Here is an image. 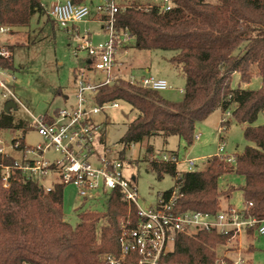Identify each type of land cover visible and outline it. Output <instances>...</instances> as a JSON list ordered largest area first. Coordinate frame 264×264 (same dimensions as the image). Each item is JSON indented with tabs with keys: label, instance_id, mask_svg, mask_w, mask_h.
<instances>
[{
	"label": "trees",
	"instance_id": "trees-1",
	"mask_svg": "<svg viewBox=\"0 0 264 264\" xmlns=\"http://www.w3.org/2000/svg\"><path fill=\"white\" fill-rule=\"evenodd\" d=\"M85 1L71 0L73 4ZM171 2L173 7L166 12L156 4L120 8L115 27L130 35V48L173 52L169 63L184 77L182 100L169 102L159 92L120 80L99 87L94 103H125L137 113L119 139L121 159L133 144H147L146 154H151L148 144L155 137L176 136L191 145L198 123L215 110L231 109L233 121L246 126L243 137L249 143L233 155L234 164L213 155L205 160L204 170L178 171L171 160H151L148 167L158 179L168 175L174 180V186L162 195L178 186L177 211L215 213L228 208L220 200L238 190L247 213L264 220V124L254 125L264 111V86H240L256 78L264 82V0ZM44 14L39 0H0V26L9 32L27 27L33 16ZM6 48L10 54L0 56V69L13 71L14 46ZM234 75L239 81L236 89L231 88ZM10 129L28 130L10 114H0V131ZM170 156L177 159L174 152ZM14 158L0 156V165H12ZM230 173L241 176L243 185L219 189V179ZM65 186L53 184L45 191L36 180L16 171L4 188L0 177V264H102L103 254L117 253L119 224L134 218L135 208L119 190H112L103 212L80 211L77 223L71 226L63 215ZM253 231L248 230V235ZM232 242L231 235H179L164 259L177 264H215L222 259L232 264L229 257L218 254Z\"/></svg>",
	"mask_w": 264,
	"mask_h": 264
},
{
	"label": "built area",
	"instance_id": "built-area-1",
	"mask_svg": "<svg viewBox=\"0 0 264 264\" xmlns=\"http://www.w3.org/2000/svg\"><path fill=\"white\" fill-rule=\"evenodd\" d=\"M156 1V5L164 12L173 7L171 0ZM119 9L115 0H106L96 7V21L101 24L105 39L95 46L91 44L88 34L80 38L76 27V24L91 17V10L86 4H73L71 0H52L49 9L45 10L55 25L76 40L70 53L73 58L80 59L82 66L74 70L73 102L48 115L32 117L31 127L41 142L26 146L23 130L20 131V136L12 138L10 149L17 155H12L15 157L12 165H0L2 186L6 188L11 176L18 171L36 180L45 191L52 188L46 187L45 182L71 185L84 202L106 200L112 190H119L123 199L136 212L134 218L120 222L118 251L103 254L102 264H177L164 258L172 250L179 235L192 236L199 232L231 235L235 244L243 236H249L247 232L251 229L254 230L252 235H264V220L250 216L244 207H228L215 213L177 211L178 186L166 196L158 195L153 203L146 202L144 206L138 203L133 183L123 173L124 159L118 156L117 151L105 146L103 133H99L98 125L92 119L94 115L106 110L119 109L120 103L114 101L96 105L94 94L99 87L112 85L120 80L153 92L167 90L168 84L164 79L151 75L137 76L129 73L125 77L117 69L121 61H125L123 57L132 43L127 32H118L115 27V14ZM7 32L8 28L0 26V34ZM9 54L6 47L0 46V56L7 58ZM7 73V70L0 69L1 97L7 102H13L12 90L3 80V77H9ZM261 86H264V82ZM229 119L231 109L221 113V140ZM200 137V133L194 134L193 141H198ZM48 152L55 156L48 158ZM10 155L0 137V156L5 158ZM214 156L234 164L233 156L225 152L224 143L218 144ZM152 159L161 160L156 156ZM166 160H171L176 166L179 164L178 159L171 156ZM195 162V159L184 162L187 171H194ZM49 176L52 179H48ZM228 253L230 252L221 256L229 257L232 264L245 263L240 251L232 252L237 254L236 259L228 256ZM215 264L226 262L218 259Z\"/></svg>",
	"mask_w": 264,
	"mask_h": 264
},
{
	"label": "rangeland",
	"instance_id": "rangeland-1",
	"mask_svg": "<svg viewBox=\"0 0 264 264\" xmlns=\"http://www.w3.org/2000/svg\"><path fill=\"white\" fill-rule=\"evenodd\" d=\"M105 1L84 2L91 10V17L96 15V7ZM39 2L47 10L52 0H39ZM115 3L120 8L130 5L144 7L155 5V0H115ZM76 27L79 37L88 34L93 46L105 39L101 24L96 20L89 19L76 24ZM75 45L76 40L55 25L45 14L40 17L33 16L27 27L15 28L7 34H0V46H14L12 53L14 70L8 71L9 77H3V80L11 88L14 95L13 103L16 105V109L11 110L9 114L15 122L21 121L28 128L24 134L26 146H34L41 142L31 127L32 117L48 115L73 102L74 70L82 66L80 59L71 56V49ZM172 55L173 52L138 51L131 47L123 57L125 61H121L117 69L125 77L132 73L137 76L151 75L164 79L168 89L159 92L160 95L169 102L178 103L182 100L184 77L179 68L169 63ZM238 82V76L234 75L231 88H238ZM262 82L261 79L256 78L249 85L240 86L243 89H253L261 86ZM66 96L69 97L67 102H65ZM6 103L7 101L1 97L0 90V114L4 113ZM136 114L127 104L120 103L119 109L106 110L93 116V122L98 125L99 133L104 135L107 148L117 152L122 149L119 139L125 132L126 124L131 122ZM263 122L264 113H261L254 125H261ZM220 123L221 112L215 110L205 121L195 126L194 134L200 133L201 137L198 141H192L191 145H187L176 136H171L167 139L162 137L151 139L148 144L152 147L151 154H146L147 144H133L125 149L123 173L125 178L133 183L141 206L146 202L153 203L158 195L174 186V180L170 176L164 175L162 179H158L149 169L148 163L154 156L166 160L171 153H176L179 162L177 169L182 172L187 171V165L184 163L186 160L196 159L194 170L198 171L204 170L205 160L216 153L218 144L224 143L225 152L231 156L240 154L244 147L249 145L243 137V124L236 123L232 118L229 119V125L222 133L223 140H221ZM21 134L22 132L16 129L0 131V137L8 154L17 155L10 149V142L12 138ZM46 156L52 158L55 155L48 152ZM48 179H52L51 176ZM243 183V178L233 173L222 176L218 182L221 190L229 187L238 189ZM44 185L48 188L52 186L51 182H45ZM220 201L222 207L235 209L243 207L242 195L238 190H235L229 198ZM105 202V199L84 202L79 199L75 187L66 185L63 189L64 219L69 225L74 226L77 223L78 212L84 210L103 212ZM236 244L234 242L226 244L218 250V254L224 255L230 252L228 256L236 259L237 254H232L236 250L241 252L244 264H264V235L243 236ZM251 244L254 249L248 252L247 249Z\"/></svg>",
	"mask_w": 264,
	"mask_h": 264
},
{
	"label": "crops",
	"instance_id": "crops-1",
	"mask_svg": "<svg viewBox=\"0 0 264 264\" xmlns=\"http://www.w3.org/2000/svg\"><path fill=\"white\" fill-rule=\"evenodd\" d=\"M156 3H157V1L155 0V4H156ZM90 19H92V20H97V19H98V15H95L94 17H90ZM236 76H237V75H236ZM73 88H74V85H73ZM68 100H69V97L66 96V97H65V102H67ZM261 113H264V111H262ZM261 113H260V114H261ZM260 114H259V115H260ZM262 124H264V122H263ZM262 124H261V125H262ZM245 127H246V126L243 125V128H245ZM243 130H244V129H243ZM213 155H215V153H214ZM213 155H210V156H213ZM210 156H208V157H210ZM208 157H207V158H208ZM195 160H196V159H195ZM248 249H249L250 251H252V250L254 249L253 245L251 244V246H249ZM248 249H247V250H248Z\"/></svg>",
	"mask_w": 264,
	"mask_h": 264
},
{
	"label": "water",
	"instance_id": "water-1",
	"mask_svg": "<svg viewBox=\"0 0 264 264\" xmlns=\"http://www.w3.org/2000/svg\"><path fill=\"white\" fill-rule=\"evenodd\" d=\"M16 109V105L13 102H7L4 106V113L5 114H9V112L11 110H15Z\"/></svg>",
	"mask_w": 264,
	"mask_h": 264
}]
</instances>
